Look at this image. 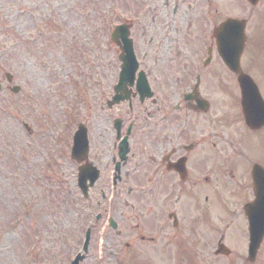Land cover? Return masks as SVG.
Segmentation results:
<instances>
[{"label":"flooded vegetation","instance_id":"flooded-vegetation-1","mask_svg":"<svg viewBox=\"0 0 264 264\" xmlns=\"http://www.w3.org/2000/svg\"><path fill=\"white\" fill-rule=\"evenodd\" d=\"M234 6L249 12L245 0H116L115 27L129 31L137 67L123 84L119 37L114 76L98 83L103 139L93 146L89 134L78 164L97 168V183H113L115 215L102 234L111 248L102 257L115 264L127 257L190 264L210 247L249 240L264 125L246 124L237 77L219 54L217 29ZM251 40L242 68L264 96V78L244 61L258 48Z\"/></svg>","mask_w":264,"mask_h":264},{"label":"rangeland","instance_id":"rangeland-1","mask_svg":"<svg viewBox=\"0 0 264 264\" xmlns=\"http://www.w3.org/2000/svg\"><path fill=\"white\" fill-rule=\"evenodd\" d=\"M113 2L0 0V264H71L88 228L91 248L80 264H115L102 257L111 248L109 236L100 240L104 223L115 215L113 183L100 180L85 199L70 156L79 122L93 146L103 139L98 83L114 76V51L103 49ZM250 11L247 32L258 48L254 53L251 47L244 61L264 78V3ZM5 72L21 86L18 93L10 90ZM104 139L109 144L108 133ZM230 243L226 258L202 252L190 264H264V242L255 262L247 259L242 235ZM118 264L151 262L127 257Z\"/></svg>","mask_w":264,"mask_h":264},{"label":"water","instance_id":"water-1","mask_svg":"<svg viewBox=\"0 0 264 264\" xmlns=\"http://www.w3.org/2000/svg\"><path fill=\"white\" fill-rule=\"evenodd\" d=\"M218 37L222 40L223 50L222 54L226 62L230 65L232 69H234L238 73L239 82L242 86L243 93V107L246 115L247 122L251 125H259L261 122L259 116V109L263 103V99L259 94L258 88L255 83L248 75L242 73L240 68V57L245 47V21L238 19H228L219 29ZM8 80L12 79V75L10 73L6 74ZM14 92H18L20 90V86H14L12 88ZM258 113V114H257ZM87 150V137L86 130L83 125L79 126L74 138V145L72 149V155L78 160H81L83 157L84 151ZM86 176L82 173V170L79 174V184L81 185L85 194L87 193L88 186L86 185ZM96 179V175L91 179V185L94 183ZM263 179V178H262ZM264 180V179H263ZM259 189L264 192V182L260 179ZM264 199V194L262 196L261 201ZM257 230L253 231V236L250 244V259H254L256 255V251L263 239L264 236V225L259 227L258 234L255 235ZM88 238L85 241L84 249H87ZM81 257V256H79ZM79 257L73 262V264H78Z\"/></svg>","mask_w":264,"mask_h":264}]
</instances>
